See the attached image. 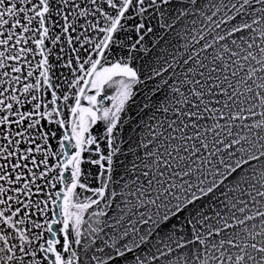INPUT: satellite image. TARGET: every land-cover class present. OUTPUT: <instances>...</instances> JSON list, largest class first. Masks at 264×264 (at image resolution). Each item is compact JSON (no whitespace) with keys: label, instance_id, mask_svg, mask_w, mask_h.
Wrapping results in <instances>:
<instances>
[{"label":"snow or ice","instance_id":"1","mask_svg":"<svg viewBox=\"0 0 264 264\" xmlns=\"http://www.w3.org/2000/svg\"><path fill=\"white\" fill-rule=\"evenodd\" d=\"M0 264H264V0H0Z\"/></svg>","mask_w":264,"mask_h":264}]
</instances>
